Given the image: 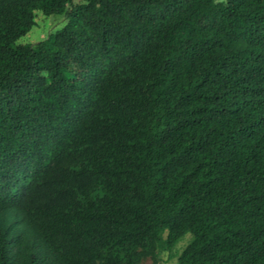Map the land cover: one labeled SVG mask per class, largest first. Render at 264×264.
Listing matches in <instances>:
<instances>
[{
  "label": "trees",
  "instance_id": "trees-1",
  "mask_svg": "<svg viewBox=\"0 0 264 264\" xmlns=\"http://www.w3.org/2000/svg\"><path fill=\"white\" fill-rule=\"evenodd\" d=\"M36 11L64 24L17 43ZM185 234L178 264H264V0H0V264Z\"/></svg>",
  "mask_w": 264,
  "mask_h": 264
},
{
  "label": "rangeland",
  "instance_id": "rangeland-1",
  "mask_svg": "<svg viewBox=\"0 0 264 264\" xmlns=\"http://www.w3.org/2000/svg\"><path fill=\"white\" fill-rule=\"evenodd\" d=\"M73 2H78V0H73ZM34 23V26L29 32L19 38L17 43L33 44L43 40L49 33L61 27L64 24V19L56 16H45L41 12L36 11L34 14ZM14 219V214L8 217L9 221H14ZM190 238L191 236L189 234H185L170 250L155 249L152 255L142 257L138 264H178L177 257Z\"/></svg>",
  "mask_w": 264,
  "mask_h": 264
}]
</instances>
